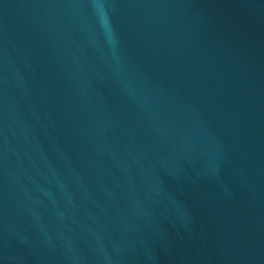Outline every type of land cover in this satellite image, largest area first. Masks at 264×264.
Here are the masks:
<instances>
[{
	"label": "water",
	"instance_id": "1",
	"mask_svg": "<svg viewBox=\"0 0 264 264\" xmlns=\"http://www.w3.org/2000/svg\"><path fill=\"white\" fill-rule=\"evenodd\" d=\"M0 264H264V0H0Z\"/></svg>",
	"mask_w": 264,
	"mask_h": 264
}]
</instances>
